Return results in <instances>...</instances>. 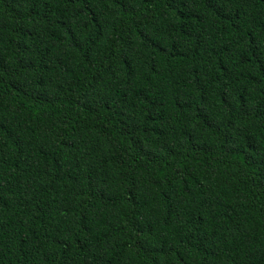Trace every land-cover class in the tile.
<instances>
[{"label":"trees","instance_id":"1","mask_svg":"<svg viewBox=\"0 0 264 264\" xmlns=\"http://www.w3.org/2000/svg\"><path fill=\"white\" fill-rule=\"evenodd\" d=\"M0 264H264V0H0Z\"/></svg>","mask_w":264,"mask_h":264}]
</instances>
